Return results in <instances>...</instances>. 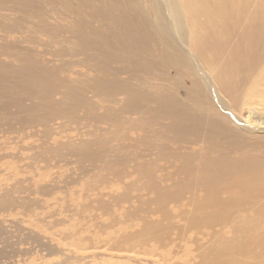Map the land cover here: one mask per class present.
<instances>
[{
  "label": "rangeland",
  "instance_id": "374dc122",
  "mask_svg": "<svg viewBox=\"0 0 264 264\" xmlns=\"http://www.w3.org/2000/svg\"><path fill=\"white\" fill-rule=\"evenodd\" d=\"M191 1L197 53L235 80L248 23ZM148 5L0 0V264H264V193L245 187L264 136H207Z\"/></svg>",
  "mask_w": 264,
  "mask_h": 264
},
{
  "label": "bare ground",
  "instance_id": "6f19581e",
  "mask_svg": "<svg viewBox=\"0 0 264 264\" xmlns=\"http://www.w3.org/2000/svg\"><path fill=\"white\" fill-rule=\"evenodd\" d=\"M149 1L150 5L148 6L154 11L155 28L158 29L160 39L167 50L165 54L188 74H192L195 83L201 89L200 91L204 93L203 96L197 95L198 101L193 110V116L197 118L199 115H204V118L207 119V122L204 123L207 126L205 128L207 136L211 135V127L216 129L218 133L229 135L228 137L232 138L235 133L239 136H264L262 135L264 133V71L259 66L260 59L264 54V44L261 42L264 37V23L262 24L260 20H264V0H254L255 4L252 7L254 12L258 13L254 17L249 14V0H215L222 12L225 7L235 8V12L232 11L231 14L239 19L230 22L231 24L244 26L248 23L243 27L240 43H238L234 55L230 57L229 61L231 72L237 71L239 74L235 80L226 76L228 62L213 69L197 53L193 29L189 23L191 0ZM203 2L205 6L211 0H203ZM227 11L224 9L225 14ZM227 20L230 21L231 19ZM175 33H177L178 38ZM243 57L244 59H241ZM251 84H254L252 92L249 88ZM243 91L247 92L246 96ZM213 101L216 102L221 111L220 114L215 113L216 105ZM251 113H253L252 117H250ZM194 128L198 129V126L194 125ZM208 139L215 141L214 138ZM231 154L237 153L232 152ZM236 160L240 162L239 159ZM222 162H230V160L227 158L206 160L205 165L211 171L214 169L220 172L224 170ZM245 183L247 184L245 187L252 189L255 193H264V179L251 176L245 180ZM247 191V189L238 186L235 194L236 199L241 200L242 194ZM204 198L211 201L205 196ZM212 198H218L217 191L212 194Z\"/></svg>",
  "mask_w": 264,
  "mask_h": 264
}]
</instances>
